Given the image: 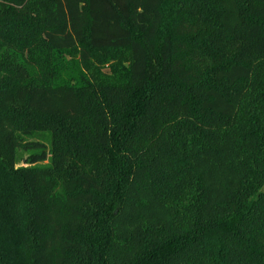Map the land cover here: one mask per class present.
<instances>
[{"label": "trees", "instance_id": "trees-1", "mask_svg": "<svg viewBox=\"0 0 264 264\" xmlns=\"http://www.w3.org/2000/svg\"><path fill=\"white\" fill-rule=\"evenodd\" d=\"M0 264H264V0H0Z\"/></svg>", "mask_w": 264, "mask_h": 264}]
</instances>
